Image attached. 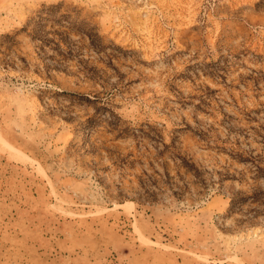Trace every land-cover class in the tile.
I'll use <instances>...</instances> for the list:
<instances>
[{
	"label": "rangeland",
	"instance_id": "obj_1",
	"mask_svg": "<svg viewBox=\"0 0 264 264\" xmlns=\"http://www.w3.org/2000/svg\"><path fill=\"white\" fill-rule=\"evenodd\" d=\"M0 264H264V0H0Z\"/></svg>",
	"mask_w": 264,
	"mask_h": 264
}]
</instances>
